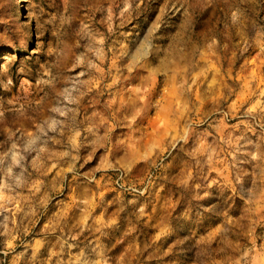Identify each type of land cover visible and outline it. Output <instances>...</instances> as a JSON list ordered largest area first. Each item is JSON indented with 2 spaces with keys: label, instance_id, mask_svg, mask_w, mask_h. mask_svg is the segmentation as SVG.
<instances>
[{
  "label": "clouds",
  "instance_id": "clouds-1",
  "mask_svg": "<svg viewBox=\"0 0 264 264\" xmlns=\"http://www.w3.org/2000/svg\"><path fill=\"white\" fill-rule=\"evenodd\" d=\"M49 6L0 0V264H264V0Z\"/></svg>",
  "mask_w": 264,
  "mask_h": 264
},
{
  "label": "rangeland",
  "instance_id": "rangeland-1",
  "mask_svg": "<svg viewBox=\"0 0 264 264\" xmlns=\"http://www.w3.org/2000/svg\"><path fill=\"white\" fill-rule=\"evenodd\" d=\"M36 2L39 3L42 7H44L46 12H55L57 10L55 6H49L52 3V0H36ZM13 54L14 53L11 48L0 46V56H10ZM248 63L250 66L247 69L243 68L242 64H238L233 69V75H238L239 78V76L257 74L260 77L264 78V64H259L254 57L250 59ZM138 175H143V170H141ZM81 191L82 189L80 188V186L74 182L71 188H69L64 193L65 201L70 202L71 199L80 194ZM107 191L108 189H105V192ZM94 192L95 189L93 188V193ZM151 200L152 202L149 208L151 215L148 217V221H146V223L152 222L153 226H155V223L164 220L165 217L171 219L181 211H188V205L184 203V201L180 198L178 194L174 193L173 189L170 186L164 184H160L159 186H156L154 188ZM132 244L133 241L129 240L125 247H130L132 246ZM174 244L175 241H169L168 245L165 246V249H162L158 253V255L162 256V260L159 262V264H172V261L175 258L173 255V253L175 252ZM117 250L123 251L120 246H117ZM137 259L138 258L133 254L132 264H137Z\"/></svg>",
  "mask_w": 264,
  "mask_h": 264
}]
</instances>
